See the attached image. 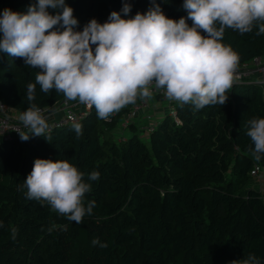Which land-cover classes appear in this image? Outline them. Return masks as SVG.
I'll use <instances>...</instances> for the list:
<instances>
[{
    "label": "trees",
    "instance_id": "obj_1",
    "mask_svg": "<svg viewBox=\"0 0 264 264\" xmlns=\"http://www.w3.org/2000/svg\"><path fill=\"white\" fill-rule=\"evenodd\" d=\"M34 2L0 0V12L26 13ZM129 2L131 12L121 13L122 18L152 7V0ZM155 2L171 19L187 17L183 0ZM66 3L74 9L78 30L93 18L106 22L123 7L122 0ZM187 23L192 26L190 19ZM256 31L225 30L222 43L238 55V67L264 57V34ZM38 71L0 53V103L24 112L29 107L27 86L35 83ZM227 95L224 105L200 110L174 103L176 117L166 110L147 132V142L139 136L146 132L145 118L142 125L131 121V135L118 132L119 122L142 99L111 121L98 119L92 107L81 122L49 130V141L44 136L27 141L0 137V264H243L252 254L264 264V193L250 186L256 164L264 174V159L253 158L254 145L246 135L252 119L264 118V86L234 83ZM65 100L63 94H45L36 85L33 103L40 109ZM77 124L82 127L79 137ZM37 158L67 160L85 173L92 189L85 206L95 201L92 215L77 224L46 202L27 199L24 181ZM92 171L100 172L98 180H88ZM12 228L18 229L15 240ZM97 238L108 247L94 245Z\"/></svg>",
    "mask_w": 264,
    "mask_h": 264
},
{
    "label": "clouds",
    "instance_id": "obj_2",
    "mask_svg": "<svg viewBox=\"0 0 264 264\" xmlns=\"http://www.w3.org/2000/svg\"><path fill=\"white\" fill-rule=\"evenodd\" d=\"M122 3L121 11H112L106 22L93 18L82 30L66 0H35L26 13L10 8L0 12V53L39 70L35 83L27 86L29 107L19 116L27 129L16 130L22 141L30 136L51 139L47 118L33 103L36 85L45 94L54 90L66 100L94 107L104 121L137 99L151 98L153 86L169 101L190 104L194 110L224 105L239 63L238 55L222 43L225 30L246 34L256 28V35L264 34V0H183L187 17L179 20L167 17L155 0L146 13L125 19L121 13L128 16L132 5L129 0ZM75 131L79 137L81 125H75ZM246 135L254 145L253 158L264 159V118L252 119ZM84 177L67 160L37 158L24 181L26 197L46 202L80 224L95 207V201L85 206L92 189ZM99 178V171L88 174L89 181ZM17 234L12 228L13 240ZM92 243L108 247L98 238ZM243 264L261 260L252 254Z\"/></svg>",
    "mask_w": 264,
    "mask_h": 264
},
{
    "label": "built area",
    "instance_id": "obj_3",
    "mask_svg": "<svg viewBox=\"0 0 264 264\" xmlns=\"http://www.w3.org/2000/svg\"><path fill=\"white\" fill-rule=\"evenodd\" d=\"M253 83L264 86V57H257L253 60L244 63L236 70L235 83ZM152 97H160L163 101H167L169 104L170 115L176 117L173 104L176 101H169L164 95L163 90L155 89L152 87ZM150 109L149 99H142L141 102L134 106L132 111L128 114L125 125H128L133 119L138 118L142 112H147ZM91 108L84 104H80L77 101L65 100L59 105L51 109H41L42 114L47 118L49 124V130L56 127H62L65 125L76 124L84 120L89 114ZM59 114L57 118H53L54 114ZM19 113L8 107L4 103H0V137L4 139L20 138L16 130L24 129L22 123L19 120ZM145 119L150 121L144 130L148 133L152 132L156 126L151 122L153 117L150 114H146ZM110 121V120H107ZM252 177L255 180H259L260 177L264 178L263 169L256 164L251 172Z\"/></svg>",
    "mask_w": 264,
    "mask_h": 264
},
{
    "label": "rangeland",
    "instance_id": "obj_4",
    "mask_svg": "<svg viewBox=\"0 0 264 264\" xmlns=\"http://www.w3.org/2000/svg\"><path fill=\"white\" fill-rule=\"evenodd\" d=\"M154 98H155V99H154ZM154 98H149V106H150L151 116L153 117V119H151V122H153V124L155 125V123L157 124L159 121H161V120L163 119V117H164L165 114H166V110L168 111V109H169V104H168L167 101H162V100L160 99V97H154ZM153 99L156 100V101H159V103L161 104V105H159V106H161V108L163 109V110H162L163 113L161 112V113L156 114L157 111L154 110V100H153ZM73 102H75V101H73ZM151 108H152V109H151ZM156 108H158V106H157ZM114 115H115V114H114ZM157 118H159V119H157ZM109 120H110V119H109ZM126 120H127V119H126ZM126 120H125L124 123H123V122H119L118 132L122 133L121 131L130 128V123H131V122H129L128 125H125ZM110 121H111V120H110ZM149 122H150V121H147V123H149ZM142 123H143V122H141V125H142ZM138 125H139V123H138ZM118 132H117V133H118ZM122 134H124V133H122ZM126 134L128 135V133H126ZM124 135H125V134H124ZM139 136L141 137L142 140H144V141H146V142L148 141L149 134H148L147 132H141V133H139ZM250 186H251V187H254V188H259V189L261 190V192L264 193V178H263V177H260L258 181H257V180L254 181V180L252 179V181L250 182ZM238 191H239V192L241 191V187L238 188ZM239 192H238L237 194H239Z\"/></svg>",
    "mask_w": 264,
    "mask_h": 264
},
{
    "label": "crops",
    "instance_id": "obj_5",
    "mask_svg": "<svg viewBox=\"0 0 264 264\" xmlns=\"http://www.w3.org/2000/svg\"><path fill=\"white\" fill-rule=\"evenodd\" d=\"M151 98H154V97H151ZM155 99V98H154ZM153 99V100H154ZM159 105H161L160 103H159V101H156V100H154V110L155 111H157V113L156 114H158V113H161L162 112V108H161V106H159ZM158 106V108H156ZM152 109V108H151ZM149 112H150V109L148 110ZM147 111V112H148ZM147 112H142V113H140L139 114V116H138V118H136V120L134 121L135 122V124L136 125H138V123L139 124H141V122H143V119L145 118V116H146V114H147ZM151 113V112H150ZM163 113V112H162ZM20 115V114H19ZM59 116V114H54L53 115V118H57ZM157 119H159V118H157ZM122 133H124L125 135H127L126 133H128V134H132V131L130 130V129H126V130H123V131H121ZM128 136V135H127Z\"/></svg>",
    "mask_w": 264,
    "mask_h": 264
}]
</instances>
